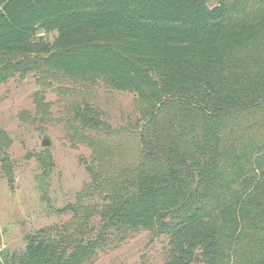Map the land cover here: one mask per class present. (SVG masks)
<instances>
[{
  "label": "trees",
  "instance_id": "1",
  "mask_svg": "<svg viewBox=\"0 0 264 264\" xmlns=\"http://www.w3.org/2000/svg\"><path fill=\"white\" fill-rule=\"evenodd\" d=\"M31 72L133 92L143 157L118 183L89 170L96 230L40 228L0 264H88L137 229L168 238L162 264H264V0H0V83ZM74 117L102 127L91 104Z\"/></svg>",
  "mask_w": 264,
  "mask_h": 264
},
{
  "label": "rangeland",
  "instance_id": "2",
  "mask_svg": "<svg viewBox=\"0 0 264 264\" xmlns=\"http://www.w3.org/2000/svg\"><path fill=\"white\" fill-rule=\"evenodd\" d=\"M38 35L52 41L55 32ZM85 104L96 109L102 127L75 119V108ZM147 108L131 91L59 72L15 74L0 83V249L21 251L28 234L55 225L76 231L88 220L96 230L106 187H95L89 170L105 173L110 183L133 175L143 157L139 132ZM44 151L52 168L43 182L38 156ZM67 205L72 208L56 212ZM167 241L131 230L106 242L88 264H162Z\"/></svg>",
  "mask_w": 264,
  "mask_h": 264
},
{
  "label": "water",
  "instance_id": "3",
  "mask_svg": "<svg viewBox=\"0 0 264 264\" xmlns=\"http://www.w3.org/2000/svg\"><path fill=\"white\" fill-rule=\"evenodd\" d=\"M48 144H49L48 140H47L46 138H44V139L42 140V145H44V146H48Z\"/></svg>",
  "mask_w": 264,
  "mask_h": 264
}]
</instances>
